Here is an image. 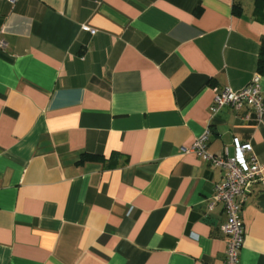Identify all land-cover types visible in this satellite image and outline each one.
<instances>
[{"label":"crops","instance_id":"0c3cea01","mask_svg":"<svg viewBox=\"0 0 264 264\" xmlns=\"http://www.w3.org/2000/svg\"><path fill=\"white\" fill-rule=\"evenodd\" d=\"M263 54L260 0H0V264H224L223 172L190 148L264 164V120L210 113L256 74L264 101ZM241 201L264 264V184Z\"/></svg>","mask_w":264,"mask_h":264},{"label":"built area","instance_id":"2783aa9c","mask_svg":"<svg viewBox=\"0 0 264 264\" xmlns=\"http://www.w3.org/2000/svg\"><path fill=\"white\" fill-rule=\"evenodd\" d=\"M16 4L19 0H8ZM92 34L96 31L85 28ZM1 46H4L2 44ZM214 102L210 108L211 117L217 116L225 108L235 112H243V121L252 118L261 123L264 120V101L261 90V75L256 74L251 82L239 91L230 87L214 88ZM211 136V128L208 127L194 142L190 148L200 157L206 158L209 163L222 170L223 179L216 184L214 194L208 201V209L212 211L221 204L226 213V222L221 230L228 238L226 258L224 264H241L240 252L245 240V226L242 218V201L246 189L253 182L264 184V164L254 151L250 142H242L235 139V155L229 156L227 150L224 154L216 155L208 153L207 147Z\"/></svg>","mask_w":264,"mask_h":264},{"label":"trees","instance_id":"16d2710c","mask_svg":"<svg viewBox=\"0 0 264 264\" xmlns=\"http://www.w3.org/2000/svg\"><path fill=\"white\" fill-rule=\"evenodd\" d=\"M260 3H264V0H260ZM235 13L237 14V15H240V12L239 11H235ZM259 68H260V71L261 72H264V54H263V56L260 58V60H259Z\"/></svg>","mask_w":264,"mask_h":264}]
</instances>
